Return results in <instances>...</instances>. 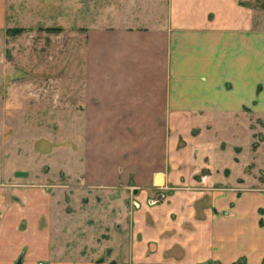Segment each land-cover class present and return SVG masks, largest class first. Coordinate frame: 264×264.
I'll return each instance as SVG.
<instances>
[{
  "label": "rangeland",
  "instance_id": "rangeland-1",
  "mask_svg": "<svg viewBox=\"0 0 264 264\" xmlns=\"http://www.w3.org/2000/svg\"><path fill=\"white\" fill-rule=\"evenodd\" d=\"M215 2L226 4V12L218 17H240L238 8H243L241 18L251 16L252 26L264 29V0ZM169 4L170 0H0V243L13 249V237L21 236L30 242L29 251L48 231L50 264H217L202 257L198 224H184L195 231L194 252L188 249L189 235L177 230V224L171 229L177 238L170 247L151 240L146 249L138 210L147 195H134L120 179L114 187L95 183L91 175L93 168L105 164L119 173L123 162L136 168L137 153L149 145L144 138L158 128L144 123L110 127L104 123V112L85 110L87 83L104 84L110 66L105 47L93 49L91 43L104 41L107 29L165 26ZM218 17L208 12L212 25ZM145 67L149 74L162 72L161 64L146 61ZM100 91L104 95V86ZM245 110L235 116L255 132L257 178L264 179V112ZM226 114L227 119L234 117ZM98 116L99 127L93 121ZM128 144L131 147L124 148ZM16 170L28 174L15 177ZM204 179L199 176L201 183ZM167 189L155 193L149 204L167 197ZM18 259L21 264V256L15 263Z\"/></svg>",
  "mask_w": 264,
  "mask_h": 264
},
{
  "label": "crops",
  "instance_id": "crops-1",
  "mask_svg": "<svg viewBox=\"0 0 264 264\" xmlns=\"http://www.w3.org/2000/svg\"><path fill=\"white\" fill-rule=\"evenodd\" d=\"M225 6L215 0H170L165 26L107 29L104 41L91 43L93 49L105 47L110 66L104 84L87 83L85 110L104 112L110 127H158L144 138L149 145L137 153L136 168L123 162L119 173L105 164L91 175L95 183L114 187L120 179L134 195H147L138 210L146 249L151 240L170 247L177 224L194 252L195 231L184 227L187 222L200 227L204 260L262 264L264 179L257 178L255 132L235 114L264 112V29L253 27L251 16L241 18L243 8L240 17H218ZM210 11L217 24L208 20ZM146 61L161 64L162 72L147 73ZM226 113L234 117L227 119ZM93 121L102 125L101 116ZM164 187L169 195L150 205ZM47 233L29 251L30 242L21 236L13 237V249L1 241L0 264H14L20 256L21 264H50Z\"/></svg>",
  "mask_w": 264,
  "mask_h": 264
},
{
  "label": "water",
  "instance_id": "water-1",
  "mask_svg": "<svg viewBox=\"0 0 264 264\" xmlns=\"http://www.w3.org/2000/svg\"><path fill=\"white\" fill-rule=\"evenodd\" d=\"M27 174H28V173H27L26 171H20V170H16V171H14V173H13V175H14L15 177H26ZM160 196H161V195H159L156 199H157V200L160 199ZM15 264H20V259H18L17 262H16Z\"/></svg>",
  "mask_w": 264,
  "mask_h": 264
}]
</instances>
